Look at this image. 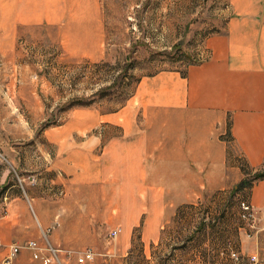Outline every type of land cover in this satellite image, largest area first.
Wrapping results in <instances>:
<instances>
[{
	"label": "rangeland",
	"instance_id": "obj_1",
	"mask_svg": "<svg viewBox=\"0 0 264 264\" xmlns=\"http://www.w3.org/2000/svg\"><path fill=\"white\" fill-rule=\"evenodd\" d=\"M103 13L101 59L66 53L44 28L19 34L12 46L0 40V264H45L46 257L50 264H80L87 251L95 258L86 264H264L257 211L255 228L241 219L249 189L199 199V218L214 212L217 226L188 220L161 235L155 227L152 240H143L141 226L127 242L117 227L111 237L115 226L101 193L89 189L100 183L81 181L111 166L99 159L106 143L96 146L95 137L124 138L125 107L141 79L184 75L207 58L205 40L223 32L230 15L228 0H103ZM222 232L229 241L219 242ZM16 244L21 249L10 258Z\"/></svg>",
	"mask_w": 264,
	"mask_h": 264
},
{
	"label": "crops",
	"instance_id": "obj_2",
	"mask_svg": "<svg viewBox=\"0 0 264 264\" xmlns=\"http://www.w3.org/2000/svg\"><path fill=\"white\" fill-rule=\"evenodd\" d=\"M228 5L223 32L204 42L206 59L184 75L142 78L125 107L124 138L95 137L96 146L106 143L99 159L111 166L81 181L100 183L89 189H99L108 224L126 242L141 226L143 240L153 239L152 228L161 235L188 220L217 226L214 212L199 218V199L233 187L249 189L262 236L264 178H247L264 172V0ZM41 28L66 53L105 55L103 0H0L1 41L12 46ZM224 233L219 242L229 241Z\"/></svg>",
	"mask_w": 264,
	"mask_h": 264
},
{
	"label": "built area",
	"instance_id": "obj_3",
	"mask_svg": "<svg viewBox=\"0 0 264 264\" xmlns=\"http://www.w3.org/2000/svg\"><path fill=\"white\" fill-rule=\"evenodd\" d=\"M240 209H241V219L243 220L244 223H246V226H248V227H250L252 229L255 228V224H256L255 210L252 207V205L248 201H241ZM119 232H120V230L116 229V230H113L110 235H111L112 238H116L118 236ZM28 247H29L30 250L35 251V254H34L35 259L38 260L39 258H41L40 254H39L38 245L35 242H31ZM20 249H21V247L18 246V244L14 245L11 248V256H10V258L15 257ZM53 254H55L54 250H53ZM232 257L235 258V259H239V256H238L237 253H232ZM94 258H95V254L92 251H87V252H84L83 254H81V256H79L78 262L80 264H86V263L94 261ZM43 259H44V263L45 264L52 263V260L49 257H46V258H43ZM251 260H252V262L256 263L257 262V257L253 256L251 258Z\"/></svg>",
	"mask_w": 264,
	"mask_h": 264
},
{
	"label": "trees",
	"instance_id": "obj_4",
	"mask_svg": "<svg viewBox=\"0 0 264 264\" xmlns=\"http://www.w3.org/2000/svg\"><path fill=\"white\" fill-rule=\"evenodd\" d=\"M257 178L260 179V178H264V172L260 173L257 175ZM247 184V183H246Z\"/></svg>",
	"mask_w": 264,
	"mask_h": 264
},
{
	"label": "bare ground",
	"instance_id": "obj_5",
	"mask_svg": "<svg viewBox=\"0 0 264 264\" xmlns=\"http://www.w3.org/2000/svg\"><path fill=\"white\" fill-rule=\"evenodd\" d=\"M53 248V247H52ZM57 261V260H56ZM59 262V261H58Z\"/></svg>",
	"mask_w": 264,
	"mask_h": 264
}]
</instances>
